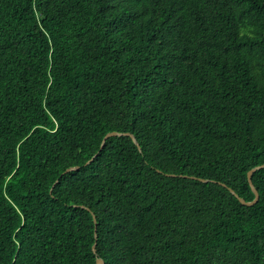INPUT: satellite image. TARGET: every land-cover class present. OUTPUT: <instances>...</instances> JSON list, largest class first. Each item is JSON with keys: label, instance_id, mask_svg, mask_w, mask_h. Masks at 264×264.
<instances>
[{"label": "trees", "instance_id": "obj_1", "mask_svg": "<svg viewBox=\"0 0 264 264\" xmlns=\"http://www.w3.org/2000/svg\"><path fill=\"white\" fill-rule=\"evenodd\" d=\"M261 165L264 0H0V264H264Z\"/></svg>", "mask_w": 264, "mask_h": 264}, {"label": "water", "instance_id": "obj_2", "mask_svg": "<svg viewBox=\"0 0 264 264\" xmlns=\"http://www.w3.org/2000/svg\"><path fill=\"white\" fill-rule=\"evenodd\" d=\"M120 136H128V137H130V138L132 139V141L134 142V144L137 145L136 139H135L134 136L131 135V134H129V133H117V132H111V133H108V134L103 138V141H102V144H101V148L103 147L104 143L106 142V140H107L108 138H110V137H120ZM101 148H100V149H101ZM88 163H89V162H88ZM88 163H87V164H88ZM262 168H264V165H261V166H258V167L253 168V169L250 170V171L248 172V174H247V180H248L249 185H250V187H251V190H252V192H253V194H254V199H253L251 202H245L242 198H239V197L234 193V191H232L231 189H229V192H230L232 195H234V197H235L236 199H238V201H239L243 206H252V205H254V204L257 203L259 196H258V192L256 191V189H255L254 186L252 185L251 177H252V174H253L255 171H257V170H259V169H262ZM77 169H78V167H74V168H71V169L66 170L65 173H68V172H70V171H72V170H77ZM171 176H173V175H171ZM192 179H195V178H192ZM195 180H198V181H200V182H202V183H208V182H209L208 180H203V179H195ZM210 182H213V181H210ZM93 222H94V224H95V226H96V220H95L94 217H93ZM95 237H96V231H95ZM92 251H93L94 254H96L95 245L92 247ZM95 264H103V261H102L101 259L97 258Z\"/></svg>", "mask_w": 264, "mask_h": 264}]
</instances>
